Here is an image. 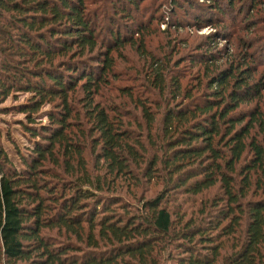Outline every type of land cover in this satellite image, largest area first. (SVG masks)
I'll list each match as a JSON object with an SVG mask.
<instances>
[{"label":"trees","instance_id":"1","mask_svg":"<svg viewBox=\"0 0 264 264\" xmlns=\"http://www.w3.org/2000/svg\"><path fill=\"white\" fill-rule=\"evenodd\" d=\"M195 1L223 25L243 0ZM245 1L239 25L203 37L234 47L212 70L221 47L173 58L179 29L211 25L175 14L178 0L103 36L109 0H0V103L26 95L10 109L32 141L16 164L0 146V264H264V54L251 51L255 38L264 50V0ZM43 104L48 122L35 124Z\"/></svg>","mask_w":264,"mask_h":264},{"label":"rangeland","instance_id":"2","mask_svg":"<svg viewBox=\"0 0 264 264\" xmlns=\"http://www.w3.org/2000/svg\"><path fill=\"white\" fill-rule=\"evenodd\" d=\"M168 1V0H165ZM164 0H145L144 2L140 3L139 7L137 9H133L131 8V6H128V3H124V0H109V3L113 4L114 7V11H112V9L109 11H107V16L106 14H98L96 15V25L100 26L101 29V35H104V31L106 25L108 23H110V25H112L111 29H113L115 32L119 33V35H123L124 33L129 34L130 30L134 29L135 26H137V22H139V20H144L143 18L148 17L149 15H156V13H154V10H158L157 14H159L161 12V15H163L162 11L166 12V5L167 3ZM187 0H178L179 4H183L181 5L184 8H174L175 14H179L180 16H182V18L186 19V20H193L194 17H198L200 19H204V18H210V23L211 25H205L201 28L195 29L192 27H182L181 29H179L177 32V34H179L180 36H182L183 40L186 38L187 44H180L179 45V51L175 52L173 55V58H175L176 56H178L177 54H189L192 55V53L195 54H199L200 53H204V52H208L211 49L214 48H223L222 51V59L216 61L215 63H213L212 65H210V69L212 70H217L223 66H225L226 63V58L231 55V52H233L234 47L233 44H229V42H225L223 43L222 39H218V41L215 43V45L210 49L206 46H202V41H203V37L209 33H215L217 30H219L221 28V26H224V31H229V27H233V25H229L228 20L232 17L233 21L237 22L236 24L239 25L244 17V15L246 16L249 15V13H246V11L241 10L238 11L239 7H244L245 8V3L246 1L243 0L241 3H239L238 1L235 2L234 4V8L232 9L233 11L229 12L225 11V15L223 17V25H221V23H219L218 17L216 15V13L213 11H209L208 8H206L205 5L201 4V2L199 1H195V0H189L192 8L189 10L188 9V5L186 4ZM199 2V3H198ZM127 4V5H126ZM123 9H127L126 13H128L127 16L124 15H120V12L123 11ZM118 10V11H115ZM189 10V11H188ZM241 14V15H240ZM113 16V17H112ZM165 16V15H164ZM175 16V15H173ZM214 17V18H213ZM254 16H248V18H250L249 20H251ZM240 20V21H239ZM110 21V22H109ZM253 21V23H255V20H251ZM240 22V23H239ZM189 24V23H188ZM259 27L263 26V24H261V22L258 21ZM190 26V24L188 25ZM150 30L148 31V33H150L147 37L148 40V44L151 45V47H147V50L151 52V49L154 48V52H157L160 48V45L165 43V34L162 33L161 31L164 28V25H159L156 23H151L149 25ZM234 26L233 29H235ZM109 28V27H108ZM232 29V30H233ZM215 30V32H214ZM244 32L242 30H238L236 33V30H234L233 33L239 34V36H241L242 38H252V34L249 32H245V33H241ZM230 33V32H229ZM189 34V35H188ZM255 43L254 46L251 48L252 54H254V56L256 57H260L263 56L264 54V50H260L259 49V40H257L255 38ZM150 42V43H149ZM199 44L198 48H194L195 46ZM190 46V47H189ZM134 46H129V45H125V47L123 49L118 48L117 52H116V59L117 60H121V56H124L126 58H128V54L132 55V49ZM135 57V56H132ZM256 57V58H257ZM258 57V58H259ZM120 62V61H118ZM187 61L182 62V64L180 65V68L182 70V73L185 77H187L188 74L193 72V69L195 68H188V65H186ZM259 66H257V71L260 72V70H264V65L263 64H257ZM118 69H122V68H116V70ZM202 69V68H201ZM208 69V70H210ZM115 82H117L115 80ZM119 85H122L119 84ZM25 94H17L14 97H7L6 99H4V101H2L0 103V108H4L2 111L0 112V146H2V148L4 149V151L6 152V154L12 159V161L16 164L17 163V156L14 154V149L18 148L19 151L23 152L27 150V147L29 148L30 146V142H32L30 140V136L29 135H25L21 130V125L20 122H25V119L23 117L22 113L16 112L13 109H10L11 106H14L16 104H19L20 102L23 101V98L25 97ZM50 105L48 104H43V106L41 107V109L38 111L37 115L34 118V122L35 124H47V118L45 116L46 111L49 109ZM136 112V111H135ZM137 113V112H136ZM39 137H36L35 140H38ZM149 189L146 186H143L141 189L137 190L138 193H141V195L143 196H150V192L148 191ZM170 206H173V203H170ZM51 234H53V231H50ZM47 234V233H46ZM173 264V263H171Z\"/></svg>","mask_w":264,"mask_h":264}]
</instances>
